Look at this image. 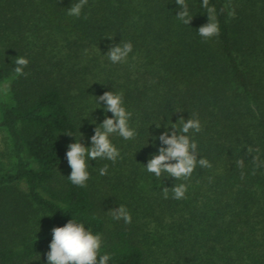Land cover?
Returning <instances> with one entry per match:
<instances>
[{"label":"trees","instance_id":"1","mask_svg":"<svg viewBox=\"0 0 264 264\" xmlns=\"http://www.w3.org/2000/svg\"><path fill=\"white\" fill-rule=\"evenodd\" d=\"M77 2L0 0V82L12 79L15 102L0 99L14 162L0 175V264H48L52 229L73 219L103 235L109 264H264V164L247 150L264 161V0H209L220 35L207 41L202 0H186L189 26L175 0H88L80 18L69 16ZM124 41L133 52L113 64L106 55ZM19 56L27 77L14 72ZM109 91L123 93L137 136H111L120 157L90 161L79 187L68 179L69 145L91 147L113 118L96 99ZM191 116L202 124L189 133L198 158L213 167L157 180L146 170L163 146L153 137ZM177 183L186 198L165 199ZM120 204L131 224L112 218Z\"/></svg>","mask_w":264,"mask_h":264},{"label":"clouds","instance_id":"2","mask_svg":"<svg viewBox=\"0 0 264 264\" xmlns=\"http://www.w3.org/2000/svg\"><path fill=\"white\" fill-rule=\"evenodd\" d=\"M179 5V11L176 18L184 25L189 26L193 20L190 13L189 5L186 0H175ZM88 4V0H78L68 9V15L80 18L83 9ZM202 7L206 10L209 22L198 29V35L205 41L218 37L220 35V25L215 17V7L209 5V0H202ZM234 15V13H230ZM87 19V17H84ZM133 52V44L123 42L122 44L110 47L107 57L113 64L126 62L129 55ZM29 60L19 56L15 58L14 72L17 76L29 75L24 69L29 65ZM99 104H104L105 113H112L113 118L107 115L102 124L96 127L95 134L91 137V147H86L81 140L69 145L67 152V160L72 171L68 179L72 184L79 187H87V182L91 178L89 172L90 161L99 159H107L115 163L120 157V151L113 144L111 136L119 135L125 140H133L137 136V131L130 125L132 113L124 106L123 93L106 92L96 97ZM182 111H176L180 113ZM159 129L161 124H156ZM167 127L170 131H165L158 139L163 146L159 147L158 154H154L146 165V170L154 174L157 180L162 175L167 174V178H175L177 181H187L192 176L197 166L210 169L213 167L207 158H198V143L189 135L190 132L200 133L202 124L198 118L185 121L183 117L179 122ZM67 136H74L69 132ZM75 137V136H74ZM248 153L253 152L257 155L253 156L252 163L256 167L264 164L260 160L259 148L248 147ZM237 167L243 170L245 162L243 159L236 161ZM100 175H107L108 166L99 169ZM241 179H244V173L241 171ZM172 198L181 200L186 198L188 186L185 183H177L173 188H163V197L169 198V192ZM110 214L114 220H124L125 223L131 224L132 216L126 206L121 205L118 209H113ZM105 244L102 234H94L90 228H86L82 222L75 219L69 221L63 227H55L52 229V241L49 245L50 251L46 254L48 264H109L112 259L111 254H102V248Z\"/></svg>","mask_w":264,"mask_h":264},{"label":"rangeland","instance_id":"3","mask_svg":"<svg viewBox=\"0 0 264 264\" xmlns=\"http://www.w3.org/2000/svg\"><path fill=\"white\" fill-rule=\"evenodd\" d=\"M12 79L0 82V99L3 98L9 105H14L13 95L11 93ZM1 118V112H0ZM11 144L8 135L4 129L0 130V175L11 172L14 166Z\"/></svg>","mask_w":264,"mask_h":264}]
</instances>
